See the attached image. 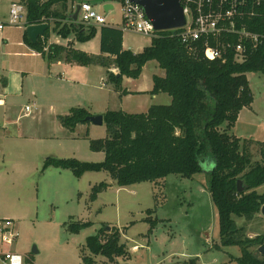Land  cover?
Masks as SVG:
<instances>
[{"label":"rangeland","instance_id":"374dc122","mask_svg":"<svg viewBox=\"0 0 264 264\" xmlns=\"http://www.w3.org/2000/svg\"><path fill=\"white\" fill-rule=\"evenodd\" d=\"M80 1L75 0L73 4ZM83 1L104 15L108 25H121L120 0ZM105 3L112 5L107 12L103 9ZM3 16L4 0H0V22L7 18ZM4 26L11 40L17 36V27ZM125 34L128 43L141 38L139 34ZM18 50L12 45L0 50L3 69L14 71L19 66V57L7 54ZM155 63L154 60L146 63L144 78L151 74ZM247 77L253 111L248 108L243 111L229 133L235 131L264 142V73L250 72ZM13 78L15 81H10L6 92L9 95L6 109L0 107V218L15 220L19 236L10 244V249L23 257L24 264H184L190 260L195 264H236L231 258L239 253L236 246L217 249L219 235L215 210L205 185V167L191 178L169 174L156 182L128 186H118L105 170L88 171L76 177L69 169L43 167L46 157L86 162L103 160V152L90 150L89 140L107 136L104 123H90L88 132L80 127L69 134V130L60 127L56 117L77 107L95 115L101 103L98 99L65 97L70 89L67 83L57 77L49 79L45 74L41 77L36 70L24 78L22 92L18 89L21 78L15 75ZM7 83L6 80L4 87ZM90 83L98 86L99 78L96 76ZM164 96L167 94L154 98L153 103L163 104ZM32 101L36 103L32 116L16 121L25 105ZM136 101L129 100L134 110ZM5 112L7 120L3 123ZM251 151L252 161L259 160L258 145L254 143ZM100 182L108 184L107 188L94 200L90 199L91 188ZM256 192L264 193V184ZM70 218L89 221L90 225L71 233L67 230ZM262 218L250 222L243 218L235 220L243 228L244 236L253 238L254 232L261 231L264 225ZM103 227L118 228L120 242L127 249L113 261L90 254L86 246V238ZM84 257L92 258L93 262L87 263ZM229 259L232 261L226 263ZM0 264H3L1 260Z\"/></svg>","mask_w":264,"mask_h":264},{"label":"trees","instance_id":"16d2710c","mask_svg":"<svg viewBox=\"0 0 264 264\" xmlns=\"http://www.w3.org/2000/svg\"><path fill=\"white\" fill-rule=\"evenodd\" d=\"M20 1L26 8L25 26L52 22L54 33L62 38L73 33L80 42L92 39L97 31L95 26L72 21L69 8L75 0ZM260 10L264 13L263 6ZM250 29L264 34V18L256 17ZM49 30L48 26L35 43L24 33L25 42L49 61L61 59L80 66L103 64L101 55L45 44ZM170 33L158 31L149 46L133 53L122 48L121 29L100 26V52L114 56L113 64L118 69L117 74H108L113 87L127 93L121 89L122 77L137 78L144 64L154 60L164 70V76L153 75L151 93H166L171 102L153 104L141 113L104 112L107 136L89 140L90 150L103 152L102 161L47 157L43 167L69 169L76 177L88 171L105 170L118 186H128L156 182L169 174L191 178L208 165L205 185L215 210L220 245L238 248L239 256L233 258L236 264H264V254L258 252L264 233L253 238L244 236L243 228L234 220L241 217L251 221L264 205V193L255 190L264 184V142H254L258 145L259 160L253 162L249 141L229 133L239 111L252 102L246 74L264 73V40L244 62L235 63L231 56L221 62L204 59L199 43L189 48ZM89 115L87 110L77 107L58 116V120L62 127L74 131L78 124L89 123L86 120ZM238 179L245 186L244 192H237ZM107 186L104 182L94 185L90 199L94 200ZM89 225V221L70 218L67 230L78 233ZM107 228L88 236L86 246L90 254L112 260L124 255L127 249L120 242L118 228ZM84 259L87 263L93 262L90 257ZM184 264H195V261Z\"/></svg>","mask_w":264,"mask_h":264},{"label":"crops","instance_id":"0c3cea01","mask_svg":"<svg viewBox=\"0 0 264 264\" xmlns=\"http://www.w3.org/2000/svg\"><path fill=\"white\" fill-rule=\"evenodd\" d=\"M15 1H19V0H4V16L8 14V10H9L11 3L15 2ZM73 6H76V5H74V4L72 6L70 5L71 10H73ZM48 25H49L50 33H49L48 38L45 41V44H47V45L56 44V45H60V46L78 49V50L84 51V52H86L88 54H92V55H101L103 57V64L95 63V64H90L88 66H80V65H76V64L67 63L61 59L49 61V60H47V58H45L43 55H41L39 52L34 50L32 47H30L25 42L24 33H26L25 29L27 27V26H25V22H23V24H21L20 26L6 25L8 27H17L18 34L12 40H11L10 35H8L7 33L5 34V32H4L5 26H3V28L0 29V50L4 47H7L8 45L16 46L17 48H19L18 51H14L13 53H7L8 55L13 54L14 57H19V62H18L19 66L16 69H14V71H12V69H9V68L3 69L1 67L3 65L1 64V61H0V100H2V103H0V107L6 109V99L9 97V95H7L6 92H7V90H9L10 81L11 80L15 81V78H13V75L19 76L21 78L22 84H20V86H18V89L20 90V92H22L24 78L28 74H34V70H36L37 74L40 75L41 77H43L45 74V76H47V78H49V79L53 78V77H57L58 80H60V82L67 83V85H68L67 87L70 89L66 91L67 95L65 97L68 96L69 99H70V95L75 96L77 99H79V97H86L87 99L89 98V99H94V100L98 99L101 104L99 103L100 109L97 110L98 113H96V114H101V115L108 110H122V111H125L128 113L146 112V110L151 105L156 104V103H153L154 98L161 97V94H166V93H162V92L151 93V90L153 87V82H152L153 75L164 76V70H162L158 66L157 63L153 64L154 68L152 69L151 74L149 76H146V78H144V76H145L144 69H145L146 63H148V62H146L144 64V66L142 67L141 73L137 78H131V77L123 76L122 81H121V89L126 90L127 93L123 94V93H121V90H116L113 87V84L108 80V74L109 73L117 74L118 69L113 64L114 56L109 55L107 53L102 54L100 52V26H95L97 28V31H96V33L92 39L85 41V42H80L75 38V35L73 33H70V35H68V37H66V38L60 37L59 35H57L56 33H54L52 31L53 26H50V23ZM106 25H108V24H106ZM109 26H111V25H109ZM111 27H115V26H111ZM115 28L121 29L120 26L119 27L116 26ZM126 32H128V31H122V43H121V45H122V48L124 50H130L133 53H137V52L142 51L144 47L149 46L151 44V38L143 36V35L140 36L141 38L134 40L135 42L133 40L132 41L130 40V42L128 43L126 41V38H125ZM131 33H133V32H131ZM4 35L6 36L5 38H4ZM42 36H40V37H42ZM93 41H94V44H91ZM44 49H46V48H44ZM25 58H27V59H25ZM247 74H246V76H247ZM96 76H97V78H99V85L98 86L97 85L95 86L94 84L90 83L92 80L94 81ZM247 79H248V77H247ZM6 80L8 83L4 87ZM249 86H250V83H249ZM89 89H92L93 91H90ZM251 92H252V90H251ZM70 93H72V94H70ZM96 95L98 97H96ZM32 96H34L33 93H32ZM131 99L137 100L135 102L136 103V106H135L136 109L135 110L132 109L133 107H130L129 100H131ZM252 99H253V96H252ZM162 100L164 102L163 105H166V104H169L171 102V97L167 94V96H164V98ZM80 102H82L83 104L85 103L84 101H80ZM75 104L76 103H74V105ZM28 105H30V109H31L30 113L26 116H21V114L24 111V108H23L21 114L16 117V121H19L22 118L27 117V116H30V117L32 116L33 110L35 111V108H36V103L34 101H32ZM250 106H251V104H250ZM250 106L243 107L239 111V113L237 115V119H236L232 129L235 128V125L238 122L239 117H241L243 111L247 110V108L250 109V111L251 110L253 111V108L251 109ZM70 109H68V110H70ZM253 113H251V114L254 115ZM64 115H66V114L56 115L57 121L59 122L58 116H64ZM249 115H250V113H249ZM3 119H4L3 120V123H4L5 120H7L6 119V112L4 113ZM8 124H9V121H6V125H8ZM89 124L90 123L78 124L76 126V128L74 129V131H68L66 128L62 127V125L59 122L60 127L63 130H67L69 132V134L74 133L75 130L80 128V127L86 128V130H87L86 132H88V130L90 128L88 126ZM232 135H234L235 137H238L240 139L249 141V143H250L249 148L250 149L252 148V145L254 144V142H259V141H255L254 139H252L251 136L237 134V133H235V131ZM71 138H73V137H71ZM103 158H104V154H103ZM205 169L209 170L208 165L205 166ZM259 187L255 188V190L257 191V189ZM262 217H264V214L259 212L258 214L255 215L253 221L263 219ZM236 218L240 219L241 217H235L234 220ZM235 222L237 223L236 220H235ZM261 233H264V225L262 226L261 231H255L254 232L253 237H255L256 235L261 234ZM218 245H219V248H217V249H219V250L220 249L224 250V248H226V246L220 245L219 240H218ZM131 250L132 251L135 250V246ZM238 256H239V253H238V255H232L231 258L233 259V258L238 257ZM113 259L111 261H113ZM228 262H231L230 259L226 263H228Z\"/></svg>","mask_w":264,"mask_h":264},{"label":"built area","instance_id":"2783aa9c","mask_svg":"<svg viewBox=\"0 0 264 264\" xmlns=\"http://www.w3.org/2000/svg\"><path fill=\"white\" fill-rule=\"evenodd\" d=\"M120 2L122 31L150 38L156 35L158 31L146 17L142 6L131 0ZM180 3L184 24L164 31L171 32V36L177 37L189 48H195L199 43L203 58L206 60L225 62L231 56L233 62L242 63L263 43L264 34L257 33L250 27L256 17L264 18V13L260 10V7H264V0H181ZM78 4V24L85 26L108 24L106 17L98 13L91 3L81 1ZM25 19L24 3L20 0L12 2L7 18L0 22V29L4 25L20 26ZM30 110V105H26L21 116L28 115ZM18 236L15 220L0 218V260L3 264H23V257L10 249V244L17 240Z\"/></svg>","mask_w":264,"mask_h":264},{"label":"water","instance_id":"95a60500","mask_svg":"<svg viewBox=\"0 0 264 264\" xmlns=\"http://www.w3.org/2000/svg\"><path fill=\"white\" fill-rule=\"evenodd\" d=\"M142 6L145 15L149 18L156 31H164L181 27L184 24L183 10L181 0H131ZM112 8L110 3H105L103 9L107 12ZM79 4H76L72 13V21L76 24L78 19ZM47 23L28 25L25 29L27 38L30 42L35 43L37 39L42 36L48 28ZM86 120L93 125H102L103 116L101 114L89 115ZM204 171H209L205 169ZM237 192H244L245 186L240 179L236 181ZM260 212L264 214V205L261 206ZM33 251L36 252L35 248ZM258 252L264 254V240L263 244L258 247Z\"/></svg>","mask_w":264,"mask_h":264}]
</instances>
